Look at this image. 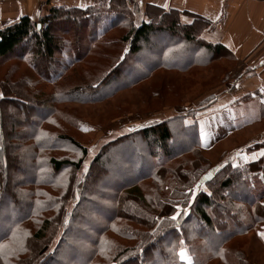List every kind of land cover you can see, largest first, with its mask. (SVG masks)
Returning <instances> with one entry per match:
<instances>
[{
	"label": "trees",
	"instance_id": "trees-1",
	"mask_svg": "<svg viewBox=\"0 0 264 264\" xmlns=\"http://www.w3.org/2000/svg\"><path fill=\"white\" fill-rule=\"evenodd\" d=\"M130 2L50 5L39 22L25 16L1 29L0 260L21 239L12 264H185L184 246L192 264H237L230 249L247 263L235 242L264 226V155L241 166L225 160L229 151L219 166L209 161L195 112L214 98L105 141L84 165L91 141L68 105L109 104L162 72L234 62L203 38L223 18L186 13V24L181 12L148 5L137 25Z\"/></svg>",
	"mask_w": 264,
	"mask_h": 264
},
{
	"label": "rangeland",
	"instance_id": "rangeland-1",
	"mask_svg": "<svg viewBox=\"0 0 264 264\" xmlns=\"http://www.w3.org/2000/svg\"><path fill=\"white\" fill-rule=\"evenodd\" d=\"M47 5L49 6V3ZM130 7H133L135 11L137 25L148 20L140 9L134 5L131 6V4ZM143 15L144 17H142ZM110 47L115 55L119 54L121 45L113 44ZM232 60V58H225L209 66L194 68L188 73L162 72L136 88L117 95L109 104L107 101L91 106L68 105L69 108L79 110L83 121V125L80 126L84 133L83 137L91 141L85 145L89 153L84 165H88L98 147L111 138L184 113L188 109H201L203 107L201 102L206 98H218V100L226 102L243 92L242 86L239 89L236 84L242 77H233L238 70V60L234 58L235 64ZM108 63L110 61L107 60L94 67V76L100 74ZM216 64L218 65L216 66ZM219 68H221L220 71ZM249 75H251V71L246 70L244 78ZM230 82L231 84H228ZM250 94L257 102L254 101V103L253 100L240 104L230 102L221 109L216 107L212 110V106L210 112L205 114L195 112V115L200 116L199 125L204 154L212 164L220 165V158L224 151H229L225 160L231 159L237 163L240 156L243 159H250L255 153L249 154L244 152V149L258 143L257 141H263L264 117L260 118V100L263 99V96L257 94L258 96L255 97L254 93ZM245 114L247 115L245 116ZM228 133L232 136H227ZM220 139L221 142L213 145ZM259 151L258 155H261L264 149ZM185 159L184 161H188L191 158L187 156ZM175 165L176 163L172 164L170 168ZM151 191L148 190V193H152ZM260 233H264V226L261 231L256 229L248 238L235 242V245H239L240 249L245 252L247 261V263L239 261L241 259L236 256L235 250L230 249L231 258L237 264H264V238H261ZM24 244L25 240L21 243V239H19L13 243L14 247L20 245L17 249L10 245L3 247L5 256L0 262L12 264L14 252L20 250ZM180 259L185 264L193 263V258L186 246L182 247Z\"/></svg>",
	"mask_w": 264,
	"mask_h": 264
},
{
	"label": "crops",
	"instance_id": "crops-1",
	"mask_svg": "<svg viewBox=\"0 0 264 264\" xmlns=\"http://www.w3.org/2000/svg\"><path fill=\"white\" fill-rule=\"evenodd\" d=\"M47 3L49 6L86 8L93 4V0H0V31L25 16L39 22L47 7L49 8ZM132 5L140 9L142 14L148 5L165 10H177L182 13V21L186 24L193 21L184 15L186 13L200 16L212 23L220 22L223 18V22L214 31L204 32L203 38L211 43L223 45L238 60V70L233 77H242L236 84L239 89L242 86L243 92L226 102L215 99V102L202 113L210 112L212 106V110L216 107L221 109L230 102L234 103L250 96V93H254L255 97L257 94L263 96L260 101L264 106V0H133ZM246 70L251 71V75L244 78ZM251 98V101L255 99ZM257 142H264V139ZM262 155L264 151L261 155L255 153L250 159H243L240 156L237 163L235 161L234 163L241 166L258 160Z\"/></svg>",
	"mask_w": 264,
	"mask_h": 264
},
{
	"label": "snow or ice",
	"instance_id": "snow-or-ice-1",
	"mask_svg": "<svg viewBox=\"0 0 264 264\" xmlns=\"http://www.w3.org/2000/svg\"><path fill=\"white\" fill-rule=\"evenodd\" d=\"M172 218L175 219V216ZM260 235H261V238H264V233H260ZM182 256H183V254H182Z\"/></svg>",
	"mask_w": 264,
	"mask_h": 264
},
{
	"label": "water",
	"instance_id": "water-1",
	"mask_svg": "<svg viewBox=\"0 0 264 264\" xmlns=\"http://www.w3.org/2000/svg\"><path fill=\"white\" fill-rule=\"evenodd\" d=\"M38 29H39V30L41 29V24H38Z\"/></svg>",
	"mask_w": 264,
	"mask_h": 264
},
{
	"label": "built area",
	"instance_id": "built-area-1",
	"mask_svg": "<svg viewBox=\"0 0 264 264\" xmlns=\"http://www.w3.org/2000/svg\"><path fill=\"white\" fill-rule=\"evenodd\" d=\"M46 25H45V23L44 24H42V27H45Z\"/></svg>",
	"mask_w": 264,
	"mask_h": 264
}]
</instances>
